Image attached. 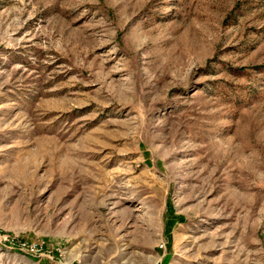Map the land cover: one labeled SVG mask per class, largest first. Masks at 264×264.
Segmentation results:
<instances>
[{"label":"rangeland","instance_id":"rangeland-1","mask_svg":"<svg viewBox=\"0 0 264 264\" xmlns=\"http://www.w3.org/2000/svg\"><path fill=\"white\" fill-rule=\"evenodd\" d=\"M0 264H264V0H0Z\"/></svg>","mask_w":264,"mask_h":264}]
</instances>
